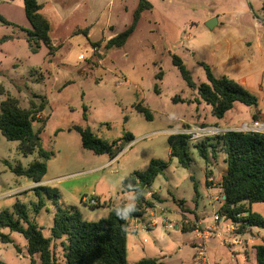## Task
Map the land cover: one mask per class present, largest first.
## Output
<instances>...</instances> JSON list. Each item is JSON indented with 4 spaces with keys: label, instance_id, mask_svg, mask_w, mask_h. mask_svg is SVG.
Listing matches in <instances>:
<instances>
[{
    "label": "rangeland",
    "instance_id": "1",
    "mask_svg": "<svg viewBox=\"0 0 264 264\" xmlns=\"http://www.w3.org/2000/svg\"><path fill=\"white\" fill-rule=\"evenodd\" d=\"M148 1L153 9L141 14L124 47L106 49L99 45L103 41L96 40L99 55L94 56L85 53L91 46H74L64 67L60 65L61 55L71 47L67 37L74 30L91 27L95 38L120 34L132 24L139 0H38L43 5L40 13L50 22L52 42L60 46L53 52L42 43L37 47L33 41L35 53L27 41V31L32 26L25 14L24 0H0V16L9 22L0 20V39L10 37L0 43V106L12 97L22 107L30 108L31 102L39 106L44 98L47 104L36 114L33 127L40 133L43 150L51 154L49 160L40 158L37 152L24 155L19 142L1 137L0 213L12 212L16 204H22L31 222L41 227L45 236L51 233L58 208L74 207L84 220L96 222L107 218L119 205H133L134 196L122 192V182L136 171H146L152 160L160 161L165 164L164 171L146 194L149 198L155 193L160 197V202H155L158 218L164 214L178 226L131 233L129 247L130 241H136L139 256L147 257L142 246L152 244L164 253L155 257L164 264H197L190 225L205 219L207 223L201 229L205 230L207 224L216 226L214 217L219 214L222 193L207 189L205 175L215 173L217 180L213 183H217L225 171L224 156L220 152L214 165L212 152L208 163L191 146L190 167L183 168L170 156L168 138L181 134L191 123L239 129L244 122L255 120L254 115L259 114L256 112H264V0ZM213 18L217 23L210 29L206 23ZM258 39L263 42V54L256 43ZM79 53H85V61L78 60ZM173 56L183 60L197 86L207 82L203 64L217 77L226 76L236 82L247 78L245 87L256 96L257 106L237 102L223 119L213 117L211 107L201 101L197 89L187 86L173 65ZM92 57L99 66L84 69ZM159 72L160 80L155 78ZM64 79L70 83L59 88L58 82ZM137 105L148 110L150 119L135 111ZM197 109L201 117H195ZM77 127L88 128L108 142L126 133L134 141L123 143L125 151L109 163V155H98L82 146ZM213 137H208L212 139L209 143H215ZM35 161L47 166L41 183L17 173ZM209 164L213 170H209ZM92 201L97 205L93 206ZM41 202L43 207L35 212ZM253 211L264 216V204L253 205ZM183 219L191 221L184 228ZM219 224L222 237L216 236L217 226L206 241L210 260L219 264H259L252 247L263 245L264 236L238 227L227 235L225 227L232 222L222 217ZM254 230L264 235L263 229ZM1 232L12 241L5 244L0 240L2 261L31 264L25 250L26 238L9 229ZM233 240L241 245L233 246ZM57 253L61 255V250ZM132 258L129 254L128 262ZM35 260L41 264L39 258Z\"/></svg>",
    "mask_w": 264,
    "mask_h": 264
},
{
    "label": "trees",
    "instance_id": "2",
    "mask_svg": "<svg viewBox=\"0 0 264 264\" xmlns=\"http://www.w3.org/2000/svg\"><path fill=\"white\" fill-rule=\"evenodd\" d=\"M24 8L32 26V30L27 31L31 51L33 53L37 51L32 47L34 41L37 47L42 43L55 52L56 47L50 36V22L40 13L42 5L38 0H24ZM152 9L153 6L148 0H139L132 24L122 33L109 39L104 47L106 49L124 47L136 30L141 14ZM0 20L9 24L2 16ZM9 38L3 37L0 43ZM172 62L180 71L187 86L197 89L201 101L211 107L213 117L223 119L237 102L250 107L257 106L256 96L246 87L226 76L216 77L208 65L203 64L207 82L197 86L181 58L173 56ZM88 63L89 70L96 65L99 66L94 57ZM155 78L160 80L162 72ZM46 104L44 98L39 106L31 102L30 108L22 107L16 98L9 97L3 101L0 106V139L3 136L7 140L19 142V150L24 155H33L37 152L40 158L49 160L51 154L43 150L40 133L33 127L37 121L36 114L42 112ZM135 111L150 119L148 110L141 105H137ZM254 119H258L256 114ZM76 130L81 135L82 146L85 149L98 155L107 154L110 159L116 158L124 150L123 143L128 145L134 141L130 133H126L117 141L108 142L95 136L88 128L77 127ZM210 140L212 139L207 137L192 144L191 135L172 134L168 138L170 156L177 159L183 168H189L192 160L191 146L198 149L206 162L209 160L210 152L214 159L218 158L220 152L224 153L226 171L218 182L222 193L219 214L241 231L252 228L264 230V217L252 209L254 204H264V134L229 131L213 137L215 143H209ZM164 167L163 162L152 160L146 171H136L122 182V192H130L134 196V210L126 216L118 215V211L122 213L127 208L125 205L113 208L107 218L96 222L84 220L74 207L58 208L54 213L51 234L45 236L43 229L31 222L25 207L18 203L12 212L5 210L0 213V240L5 244L12 242L9 236L1 232L2 229L22 234L27 240V253L31 264H36L35 257L40 259L41 264H130L127 259L130 224L134 219L143 218L148 210L155 206V202H160L156 195L147 197L146 192L163 173ZM46 172V164L40 161L33 162L27 170H17L18 174L26 176L33 183H41ZM195 191L198 197L196 185ZM42 207L41 202L36 206L35 212L40 211ZM58 249L61 250V255L57 253ZM256 260L259 264H264V245L256 247ZM0 264L6 263L0 258ZM133 264L164 263L157 258H143Z\"/></svg>",
    "mask_w": 264,
    "mask_h": 264
},
{
    "label": "crops",
    "instance_id": "3",
    "mask_svg": "<svg viewBox=\"0 0 264 264\" xmlns=\"http://www.w3.org/2000/svg\"><path fill=\"white\" fill-rule=\"evenodd\" d=\"M39 4H41V3H39ZM42 5V4H41ZM42 8H43V5H42ZM42 10V9H41ZM94 35H95V32H94V30L93 29H91V27H84V28H77V30H74L72 33H71V35H69L67 38V40H68V42L69 43H71L72 45H71V47L66 51V53H64V54H62L61 55V60H60V65L61 66H66L67 65V63H68V61H69V59H70V57H69V55H70V53H71V51H72V49H74V46L75 47H77V48H79L80 46H82V45H89V46H91V47H89L90 48V50H88V51H86L85 53H88V52H90V53H93L94 55L95 54H97L98 55V52H99V47H97V46H95V44H99V43H96L97 41H103L102 42V44H99L100 45V47L101 46H104L105 44H106V42L109 40V39H111L112 37H114V36H116V35H118V33H115V34H113V36L111 35V36H109L108 38H106L105 36H101V37H94ZM97 40V41H96ZM264 42V41H263ZM263 42H262V40H260V39H258V40H256V43H257V45H258V47H259V49H260V52L263 54V49H262V45H263ZM59 44V43H58ZM54 45V44H53ZM98 45V46H99ZM55 47H56V49L57 48H59V46H57V45H54ZM56 51V50H55ZM85 53H79L78 54V60H81V61H85L86 60V55H85ZM87 66H89V63L87 62L86 63V67H84V69H88L89 70V67L87 68ZM236 68H240L238 65H236ZM217 77V76H216ZM59 84H58V87L59 88H61V87H64V86H66L67 84H69L70 83V81L69 80H67V79H64V81L62 80V82H58ZM238 83H240L241 85H243L244 87L247 85V78H243L242 80H239L238 81ZM196 100V99H195ZM198 102H200L199 100H198ZM199 111H198V109L196 110V113H195V117L197 116V117H201V115H199V113H198ZM256 113H259L258 114V118H260V117H263L264 116V112H261V111H258V112H256ZM244 123H246V122H244ZM191 126H196V125H193V123H191ZM219 127V126H218ZM221 128H224V127H221ZM224 129H228V128H224ZM233 129V128H232ZM228 130H231V129H228ZM125 151V149L122 151V152H124ZM121 152V153H122ZM120 153V154H121ZM119 154V155H120ZM223 154V164H224V170L226 171V169H225V154L224 153H222ZM118 155V156H119ZM118 156L116 157V158H114V159H112V160H110V162L109 163H112L115 159H117L118 158ZM216 160H218V159H215L214 160V162H213V164L215 165L216 164ZM209 163V162H208ZM212 164V165H213ZM209 166L211 167V168H209V170H211L212 169V166H211V164H209ZM213 170V169H212ZM225 171H224V173H225ZM223 173V174H224ZM206 174V173H205ZM210 174V173H209ZM205 175V185H206V187H207V189H210V191H212V190H217V192H221V189L218 187V182L221 180V177H222V175H221V177H220V179L217 181V183H213V180H217V179H215V176H216V174L215 173H213V174H210V175ZM155 195H157L156 193H155ZM198 199H199V197L201 196L200 195V193H199V191H198ZM157 197L158 198H160L158 195H157ZM255 205V204H254ZM158 206L155 204V206L152 208V209H149L148 210V212L144 215V217L143 218H141V219H134V220H132V222H131V224H130V229H129V234H131V233H138L139 231H144L145 232V230H146V232L147 231H149L151 228H153V229H155V228H158V227H160V228H162V226L164 227V228H171V227H177L178 225L177 224H175L174 222H172V223H170L169 222V220H168V218L163 214L160 218H158V216H157V213H156V208H157ZM252 209H253V207H252ZM258 213V212H257ZM260 214V213H259ZM263 215V214H262ZM264 217V216H263ZM184 218V217H183ZM142 221V224H140V222L139 221ZM230 221V220H229ZM204 222H206L207 223V220H205V219H201V221L200 222H198V223H191V221H189L188 219H183V223H182V228H184V226L185 225H189L190 223H191V228L192 229H194L193 230V246H194V248L196 249V247L198 246V244L200 243V241H198V239L196 238V236H195V229H198V228H200L201 229V225L204 223ZM215 227H213V226H210L209 224H207L206 225V228L205 229H207V228H214V229H216V227L218 228V231L216 232V236L217 237H222V231L220 230V228L221 227H219V223H215ZM232 225H234L233 223H232ZM232 225H227L226 227H225V229L227 230V235H231V232H233L234 230H235V228L234 227H236L235 225L234 226H232ZM148 227V228H147ZM201 230H203V229H201ZM250 233H258V235L259 236H264L262 233H260V232H256L255 230H254V228H252L251 230H250ZM51 234V233H50ZM129 234H128V236H129ZM50 236V235H49ZM211 238V237H210ZM210 238L208 239V240H210ZM248 242V241H247ZM251 243H252V241H250ZM250 242H248V243H250ZM130 243H131V246L129 247V241H128V237H127V259H129V254H131V256L133 257L132 259V261H131V263L130 264H133V263H135V262H137V261H139V260H141V259H143V258H155V257H157V255H163L164 253L163 252H161V251H158V250H156L155 248H153V245L152 244H150V245H143L142 246V248H143V251L148 255L147 257H142V256H139V250L137 249V244H136V241H134V240H132V241H130ZM205 244H206V241H205ZM241 245V244H240ZM264 245V244H263ZM255 246V247H254ZM257 246H259V245H257ZM256 245H253V249H254V254L256 255V247H257ZM25 250L27 251V246H26V248H25ZM25 250H23V251H25ZM21 253H24V252H21ZM196 254H197V249H196ZM209 255V254H208ZM196 256V255H195ZM28 257L30 258V256L28 255ZM210 257V256H209ZM35 258H38V257H35ZM211 259V258H210ZM130 261V260H129ZM212 261V260H211ZM215 263H217V262H215ZM217 264H219V263H217Z\"/></svg>",
    "mask_w": 264,
    "mask_h": 264
},
{
    "label": "built area",
    "instance_id": "4",
    "mask_svg": "<svg viewBox=\"0 0 264 264\" xmlns=\"http://www.w3.org/2000/svg\"><path fill=\"white\" fill-rule=\"evenodd\" d=\"M263 13H264V9H263ZM234 130L264 134V117H260L256 120H253L251 123H243L239 129H234ZM225 132H229V130L218 126H210V127L190 126L189 128H185L184 130H182L181 134L191 135V140L196 141L205 137H213V136L221 135ZM91 204L93 206L97 205L96 201H92ZM221 219L222 216L220 214H217L214 217V222L219 223ZM212 230L213 228H207L205 230H201L200 228L195 229V236L198 239V241H200V243L196 247L197 254L195 258L197 264H217V263H213L210 260L205 244V241H207L211 237ZM240 243L241 242L237 240L232 241L233 246L238 244L240 245Z\"/></svg>",
    "mask_w": 264,
    "mask_h": 264
},
{
    "label": "water",
    "instance_id": "5",
    "mask_svg": "<svg viewBox=\"0 0 264 264\" xmlns=\"http://www.w3.org/2000/svg\"><path fill=\"white\" fill-rule=\"evenodd\" d=\"M216 23H217V19H216V18H213V19H210V20L206 23V25H207L208 28L213 29V28L215 27ZM229 131H238V130L231 129V130H229Z\"/></svg>",
    "mask_w": 264,
    "mask_h": 264
},
{
    "label": "clouds",
    "instance_id": "6",
    "mask_svg": "<svg viewBox=\"0 0 264 264\" xmlns=\"http://www.w3.org/2000/svg\"><path fill=\"white\" fill-rule=\"evenodd\" d=\"M133 210H134V205H129L127 208H125L123 210L122 213L118 211V215L122 214V215H125L126 216L129 212H131Z\"/></svg>",
    "mask_w": 264,
    "mask_h": 264
}]
</instances>
